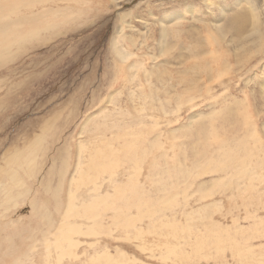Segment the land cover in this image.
<instances>
[{"label": "rangeland", "instance_id": "374dc122", "mask_svg": "<svg viewBox=\"0 0 264 264\" xmlns=\"http://www.w3.org/2000/svg\"><path fill=\"white\" fill-rule=\"evenodd\" d=\"M2 168L0 264H264V0H0Z\"/></svg>", "mask_w": 264, "mask_h": 264}, {"label": "bare ground", "instance_id": "6f19581e", "mask_svg": "<svg viewBox=\"0 0 264 264\" xmlns=\"http://www.w3.org/2000/svg\"><path fill=\"white\" fill-rule=\"evenodd\" d=\"M258 21V20H257ZM256 22V21H255ZM256 30V29H255ZM120 57L121 58H125L126 57V55L125 54H123V52H121L120 53ZM127 58V57H126ZM68 124V123H67ZM96 154H102L101 153V151L100 150H98V149H95V154H94V156L96 155ZM92 156V155H91ZM136 156V155H135ZM90 157V156H89ZM137 158V157H136ZM91 163H92V160H91ZM2 170H4L3 168L0 170V172H2ZM81 174V167L80 166H78L77 167V169H76V172H75V175H80ZM27 175V174H26ZM74 175V176H75ZM7 177V176H6ZM8 178V177H7ZM6 178V179H7ZM11 185L13 184L14 186L15 185H19L20 184V181L19 180H16L15 179V176L13 177V176H11ZM74 179L75 178H72V181H71V183H74ZM132 179V177H130L129 178V180H131ZM3 181V180H2ZM4 183V182H3ZM2 186H3V184L2 183H0V190H2ZM101 186V185H100ZM100 186H98L97 188H94V190H90V192L91 191H93V192H95V193H97V191L99 190H101V188H100ZM5 187H7V186H5ZM127 190V189H126ZM8 191V190H7ZM10 191V190H9ZM3 193L5 194V191H4V188H3ZM87 193H89V192H87ZM118 195H119V197L122 199V198H124L125 196L124 195H122V192H119V190H118ZM5 198V197H4ZM68 199H69V205H68V207H69V211H68V213H67V215H66V220L67 219H69V218H74L73 216H75V218H78V217H82V218H87L88 219V217H89V213H90V211H91V209H89V208H86V207H84L83 205H82V203L75 197V194L74 193H71L70 195H69V197H68ZM86 199H88V201L90 202V203H94V204H98V203H96L97 201L99 202V203H101L102 201H103V199H102V194L101 195H96L95 197H93V198H90V197H88V198H86L85 197V200ZM6 200H7V198H6ZM76 202H78V203H80V205H78ZM66 205H67V203H66ZM105 206H108L107 204H105ZM82 209H83V212H82ZM121 210H123V209H121ZM118 212H119V215H118V217L116 218V219H113V221H114V225H118V226H116V228H119L120 227V220H121V217L122 216H120L121 214H120V210H118ZM123 214V213H122ZM141 215H149L150 216V214L149 213H143V214H141ZM124 216V215H123ZM137 216V215H136ZM135 216V217H136ZM97 218V216H95V217H92L91 218V220H94V219H96ZM140 218V217H139ZM206 217H204L202 220H204ZM129 219H131V218H129ZM135 219V218H134ZM138 218L136 217V220H137ZM70 220V219H69ZM139 220V219H138ZM137 220V221H138ZM124 221V220H123ZM123 221H121V223H123ZM127 221V220H126ZM130 221V220H129ZM136 221V222H137ZM131 222V221H130ZM132 223V222H131ZM130 223V224H131ZM123 224H125V223H123ZM128 224V223H127ZM64 227V230H60V234H61V238H63V236H65V240H64V238H63V240H62V242L63 241H65L66 242V244H67V247L68 248H73L75 245L74 244H71V236H72V238H73V236L76 234V229H74V228H71L68 224H66V225H64L63 226ZM93 230H97V229H95V228H93ZM92 230V231H93ZM91 231V232H92ZM179 233V232H178ZM95 234V233H94ZM97 234V233H96ZM176 235H177V232H176ZM206 238V237H205ZM58 239H60V237H58ZM246 239V238H245ZM232 240V239H231ZM46 242H48V241H46ZM64 242V243H65ZM208 242V241H207ZM236 243H235V246H238V242L237 241H235ZM60 243H61V241H60ZM47 244V243H46ZM45 244V245H46ZM203 244V243H202ZM218 244H219V246H221V248L224 250V248H225V246H222V245H225L226 244V242H222L221 241V239H219L218 240ZM232 243H230V245H231ZM62 246H64L63 244H61ZM229 245V244H228ZM233 245V244H232ZM231 245V246H232ZM60 246V244L58 245V248H60L59 247ZM66 247V246H65ZM201 247V246H200ZM63 250H64V248L63 247H61ZM231 248V247H230ZM230 248H229V251H230ZM236 248H238V247H236ZM62 249H59V250H62ZM71 249H69L70 251H72ZM239 249V248H238ZM250 249H252V247L250 248ZM35 250V249H34ZM69 250H67V251H69ZM205 250V249H204ZM203 250V251H204ZM226 250V249H225ZM228 250V249H227ZM247 251H249V249H246ZM33 251V250H32ZM31 251V252H32ZM67 251H65V252H67ZM69 251V255H70V252ZM207 251H208V249H207ZM212 252V251H211ZM233 252V251H232ZM231 252V253H232ZM213 253V252H212ZM218 253V252H217ZM33 254V253H32ZM63 254H65V255H68V253L66 254V253H63ZM201 254H203V253H201ZM215 254V253H214ZM219 254V253H218ZM62 255V254H61ZM61 255H60V257H61ZM65 255H63L64 257H66ZM68 255V256H69ZM204 255H206V254H204ZM209 255H211V254H209ZM213 255V254H212ZM239 255H240V251H238L237 250V252H236V257H235V262L236 261H238V259H239ZM207 256V255H206ZM205 258V257H204ZM234 258V257H233ZM246 264H258V263H260L259 261H260V259L258 260V261H256V260H254L252 257L250 258V256H246ZM110 259H108L107 260V264H112V261H109ZM262 263V262H261ZM229 264V263H228Z\"/></svg>", "mask_w": 264, "mask_h": 264}]
</instances>
